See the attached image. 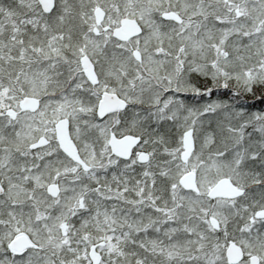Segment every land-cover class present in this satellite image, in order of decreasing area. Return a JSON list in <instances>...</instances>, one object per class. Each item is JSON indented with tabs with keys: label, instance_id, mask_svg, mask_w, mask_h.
I'll list each match as a JSON object with an SVG mask.
<instances>
[{
	"label": "snow or ice",
	"instance_id": "snow-or-ice-1",
	"mask_svg": "<svg viewBox=\"0 0 264 264\" xmlns=\"http://www.w3.org/2000/svg\"><path fill=\"white\" fill-rule=\"evenodd\" d=\"M0 264H264V0H0Z\"/></svg>",
	"mask_w": 264,
	"mask_h": 264
}]
</instances>
